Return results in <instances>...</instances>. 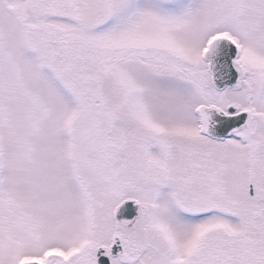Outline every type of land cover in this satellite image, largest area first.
Returning <instances> with one entry per match:
<instances>
[{
	"label": "snow or ice",
	"instance_id": "snow-or-ice-1",
	"mask_svg": "<svg viewBox=\"0 0 264 264\" xmlns=\"http://www.w3.org/2000/svg\"><path fill=\"white\" fill-rule=\"evenodd\" d=\"M0 264H264V0H0Z\"/></svg>",
	"mask_w": 264,
	"mask_h": 264
}]
</instances>
